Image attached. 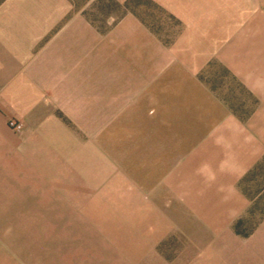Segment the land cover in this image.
Returning <instances> with one entry per match:
<instances>
[{"label": "crops", "instance_id": "0c3cea01", "mask_svg": "<svg viewBox=\"0 0 264 264\" xmlns=\"http://www.w3.org/2000/svg\"><path fill=\"white\" fill-rule=\"evenodd\" d=\"M92 1H0V213L44 205L123 264H264V215L233 228L261 192L241 181L264 160V0H152L167 44Z\"/></svg>", "mask_w": 264, "mask_h": 264}, {"label": "rangeland", "instance_id": "374dc122", "mask_svg": "<svg viewBox=\"0 0 264 264\" xmlns=\"http://www.w3.org/2000/svg\"><path fill=\"white\" fill-rule=\"evenodd\" d=\"M79 1L83 3L85 0ZM156 6L151 5L146 0H126L124 2L93 0L88 13L90 18L101 26L105 24V20L114 23L126 13L134 14L142 19L150 30L156 32L165 44L171 43L179 33L181 25L162 7L157 4ZM137 36L144 39H142L143 44L148 52L155 51V43L149 39L152 38L149 33H139ZM209 68L221 67L212 64ZM224 79L228 80V78ZM241 186L250 197L261 191L252 202L250 212L243 218L240 228L248 230L253 228L261 219V213L264 210V163L253 175L247 177ZM20 207L28 210V212H17V219L9 220L7 219L11 216L9 213H0V264L124 263L121 255L116 252L73 251L89 248L82 245L85 238L74 237V231L68 229L70 228L69 225L75 224L77 226V222L72 220L58 221L56 214H47L45 212L46 207L39 203ZM78 231L79 228L76 229V233ZM96 239L97 246L91 247L93 250L102 248V241L99 238Z\"/></svg>", "mask_w": 264, "mask_h": 264}, {"label": "trees", "instance_id": "16d2710c", "mask_svg": "<svg viewBox=\"0 0 264 264\" xmlns=\"http://www.w3.org/2000/svg\"><path fill=\"white\" fill-rule=\"evenodd\" d=\"M1 1V0H0ZM129 1V0H128ZM148 3H150L151 5L153 6H156L155 3H153L152 1L150 0H146ZM126 6V4H125ZM157 7V6H156ZM138 17V16H137ZM139 18V17H138ZM140 19V18H139ZM142 22H144L142 19H140ZM145 23V22H144ZM146 24V23H145ZM147 25V24H146ZM156 33V32H155ZM262 163H264V160L258 162L242 179L241 183L247 178V177H250L251 175H253L262 165ZM251 207V206H250ZM250 212V208L248 209V213ZM264 215V210L262 211L261 213V218L263 217ZM243 222V218L242 219H238L236 220V222H234L233 224V228L236 232L238 233H242V234H245L246 232L244 230H242L240 227H241V224ZM250 230V229H248ZM247 231V230H246Z\"/></svg>", "mask_w": 264, "mask_h": 264}, {"label": "built area", "instance_id": "2783aa9c", "mask_svg": "<svg viewBox=\"0 0 264 264\" xmlns=\"http://www.w3.org/2000/svg\"><path fill=\"white\" fill-rule=\"evenodd\" d=\"M8 127L12 130L19 131L22 127L21 123L14 119H9Z\"/></svg>", "mask_w": 264, "mask_h": 264}]
</instances>
